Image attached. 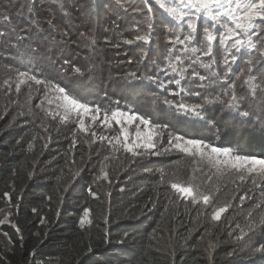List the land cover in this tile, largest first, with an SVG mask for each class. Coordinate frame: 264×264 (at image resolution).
Returning a JSON list of instances; mask_svg holds the SVG:
<instances>
[{
  "label": "trees",
  "instance_id": "obj_1",
  "mask_svg": "<svg viewBox=\"0 0 264 264\" xmlns=\"http://www.w3.org/2000/svg\"><path fill=\"white\" fill-rule=\"evenodd\" d=\"M128 7L143 8L142 0H0V11L7 12L10 21H0V64L22 71L35 69L32 74L49 79L53 74L60 78L56 64L65 66L63 74L67 71L71 74V68L63 64L68 60L70 64L87 69L95 79L90 83L94 93L86 92L87 98L71 92L81 101L108 109L115 107L114 102L118 101L122 110L138 111L137 105L128 102L125 94L140 87L149 93L156 110L177 121L204 126L210 137L206 140L212 145L238 148L241 154L264 157V134L261 132L249 130V134L255 136L251 143L227 140L238 118L236 121L221 120L219 107H205L204 118H201L177 113L163 103L165 98L176 101L183 98L187 103L198 104L203 96L220 93L227 84L218 82L202 89L199 81L188 79L191 72L184 79L174 74L165 75L161 69L166 64L167 49L171 47L166 43L165 26L167 24L172 34H176L181 31L180 25L165 20L160 8L152 4V44H127L126 39H134L146 28L142 27L141 33L125 30L147 15L146 11L144 14L125 11ZM49 12L54 14V22L69 33L67 37L55 32L49 38L48 25L43 23ZM33 18L41 20L43 31L33 26L30 46L13 47L14 29L18 32L29 27ZM72 25L79 27L73 31ZM159 25L161 33L155 29ZM204 26L202 18L199 21L201 33ZM90 30L96 35V43L91 48L72 43L78 41L80 31ZM183 31L187 32L186 24ZM159 35L162 37L156 38ZM199 43L198 36L195 46ZM29 49H37L32 60L21 59L20 54ZM141 49L146 58L141 59ZM160 50V54H156ZM251 55L257 56V52ZM222 56L217 43L218 64L212 71L220 76L226 70L220 63ZM130 59L132 63L128 62ZM248 59L249 53L245 50L232 65V79L247 67ZM90 61L94 63L92 67L88 65ZM199 71L205 74V70ZM129 72H135L139 78L123 79ZM148 76L158 77L164 87L144 79ZM173 79H178L179 84L172 82ZM114 82H121L124 94L116 89ZM109 83L112 84L108 86ZM181 88L185 90L183 97L169 95ZM189 92H200L201 96L188 95ZM104 95L105 98H101ZM37 122L36 116L28 119L19 116L0 92V219L4 213H11L8 223L0 224V233H7V240L10 237L13 241L5 249L0 246V264H34L36 260L49 264H77L78 259L81 264H173V250L174 264H260L252 252L235 244H224V235L189 237L183 233L191 227L194 209L171 187L172 182L163 172L167 162L138 166L140 164L126 160L117 169L106 168L108 178L105 179L101 173L104 164L90 170L86 146H74L64 137L49 140ZM130 169L149 173L130 181ZM5 192L10 194V200L5 198ZM86 208L90 223L81 227L80 219ZM219 225L215 224V232H219ZM106 231L108 243H105ZM210 241L215 244L214 248H208ZM89 247L92 251L83 256ZM231 252L235 254L229 257Z\"/></svg>",
  "mask_w": 264,
  "mask_h": 264
},
{
  "label": "snow or ice",
  "instance_id": "obj_2",
  "mask_svg": "<svg viewBox=\"0 0 264 264\" xmlns=\"http://www.w3.org/2000/svg\"><path fill=\"white\" fill-rule=\"evenodd\" d=\"M142 3L143 8L128 7L124 9L138 14H144L145 11L147 13L143 20L133 22L125 30L141 33L142 27L146 28V31L135 35L134 39H126L124 42L127 44H133L136 41H143L147 44L151 39L154 29L153 0H142ZM154 3L172 21L177 22L181 28V31L172 34V28L165 26L166 43L171 47L167 49V54L164 57L166 64L161 71L165 75L174 74V77L180 79H184L191 72L188 79L193 82L199 81L198 86L202 89L218 82L227 84L222 92L209 93L203 96L201 103L198 104L187 103L183 98L179 101L165 98L163 103L177 113L201 118H203L205 107H219L221 120L232 119L236 121V118H238V123L242 128L250 126L252 131L258 130L261 134H264V0H154ZM29 11H31V8ZM53 17L54 14L49 12L48 17L43 21L48 25L49 38L55 32H60L62 37H67L69 33L60 28L54 22ZM202 18L205 26L201 33L199 21ZM0 21L10 22L9 14L0 11ZM185 24L187 26L186 33L183 31ZM33 26L43 31L41 20L33 18L29 27L20 29L18 32L14 29L15 43L12 46L17 49L29 47ZM77 27L79 26L72 25V30L75 31ZM198 36L200 43L199 46H195ZM77 42L82 47L91 48L96 43L94 30L80 31L78 41L72 43ZM217 43L223 53L220 63L226 69L223 76L212 71L218 64L216 60ZM245 50L249 53V59L246 61L247 67L236 74L235 79H232V65L238 61L240 54ZM33 51H37V49H33ZM253 51L257 52V56L251 55ZM141 53V59H143V49H141ZM85 59L87 60V57ZM128 62L132 63L133 61L130 59ZM63 64L71 68L73 77H83L87 71V69L76 64H70L68 60H65ZM199 69L205 70V74L202 75ZM32 72H35V69L18 73V80L15 84L16 91L19 93L21 85L24 84H29L30 87V82H35L36 85H44L45 89L54 90L58 94L57 100L60 103L57 104V108L60 111H47L46 114L53 119L58 117L61 125H68L75 121L76 129L80 133L90 134L93 137V142L97 138L101 142L107 141L113 150L119 151L122 149L125 153L131 154L133 158L157 156L176 150L189 157H199L201 161H206L208 165L216 169L217 173L223 174L225 171H235L240 181H244L246 176L248 178L259 177L262 184H264V158L241 154L238 148L216 147L201 139L172 133L167 124L156 123L134 109L122 110L118 101L114 102L116 106L111 109H102L99 105H90L69 94L64 87H60L52 81L39 79ZM138 78L135 72H129L123 77L125 80ZM144 79H148L152 83H159L160 87H164L163 81H160L156 76H148ZM172 82L179 84L178 79H173ZM4 84L8 85L9 81L5 80ZM184 94L185 90L183 88L169 93L173 97H183ZM187 94L198 98L201 96L200 92H189ZM48 103L51 104L52 101L49 100ZM113 122L118 126L115 135L97 136L95 131H91L92 126L97 123L105 129L113 130ZM209 123H213V121H209ZM257 126L259 127L257 128ZM132 128L135 131H132ZM165 135H167L166 146L164 144ZM75 143L74 139L73 144ZM107 159L109 157H105V160ZM101 173L105 179L108 178V173L104 171L103 166L101 167ZM161 182H163V173ZM253 184L256 185L255 179H253ZM171 187L184 199L190 197L193 203L202 200L205 205H208L212 199L211 194H204L191 184L184 186L181 183H171ZM92 195H95V193H92ZM4 196L10 200L8 192H5ZM245 198L240 197L241 200ZM257 207H264V205H257ZM227 209V205L217 207L212 212V220L219 221L221 215ZM35 211L33 209V212ZM10 215L11 213H8L5 219L0 220V224L5 223ZM88 215L89 210L86 208L80 219L81 227L84 226ZM252 217L253 213L250 211L248 213V223L245 227L242 228L239 224L236 225L240 230L239 235L229 233L235 241H250L258 230L264 229V215H261L258 219ZM88 222L90 223V221ZM41 223H44L43 218H41ZM16 231L19 234V228ZM4 235L7 237V233ZM125 236H127V233H125ZM21 239H23L22 236ZM8 242H13L10 237H8ZM108 242L106 231L105 243ZM119 242L122 243L123 241ZM214 247L215 244L210 241L208 248ZM259 250L264 252V247ZM91 251L92 248L89 247L82 255L87 256ZM234 254V252H231L228 255L231 257ZM31 255L34 259L35 249ZM172 256L174 264L175 250H173ZM77 264H81L79 259Z\"/></svg>",
  "mask_w": 264,
  "mask_h": 264
},
{
  "label": "rangeland",
  "instance_id": "obj_3",
  "mask_svg": "<svg viewBox=\"0 0 264 264\" xmlns=\"http://www.w3.org/2000/svg\"><path fill=\"white\" fill-rule=\"evenodd\" d=\"M153 5H155L154 0ZM160 11L161 15H165L167 18H164L165 20H169L172 23H177L172 21L162 9H160ZM155 29L159 30L160 25ZM159 32L161 33L160 30ZM159 37L161 38L162 35L156 36V38ZM138 42L144 43L143 41H136L134 44ZM148 43L152 44V38ZM156 44L159 45L158 43ZM33 52L34 51H30V49L23 52V54H20L21 59L32 60L34 57V55H32ZM160 52L161 50L159 52L157 51L156 54L159 55ZM150 55L151 54H149V56ZM144 57L146 58L147 55ZM155 58L156 57H154V60ZM52 64H54V62ZM45 65L47 66L48 64L45 63ZM88 65L92 67L94 65L93 61H90ZM164 67L165 66H162V69ZM55 68L60 74V78L56 77L54 74L51 75L52 77H48L49 79L37 77L46 81H52L53 83L58 84L60 87H64L69 94H71L72 91L77 92L82 98H87L86 92L94 93V88H92L93 86H91L90 83L95 79H93L94 76L90 75L88 72H86L83 77H73L68 71L66 74L62 73V68L65 69V66H59V64H56ZM19 72H22V70L0 64V92L2 98L6 100L11 106H13L15 112L24 119L32 118L34 116L38 117L37 123L39 129L43 130L48 135L49 140H52V138L55 140L64 137V139L71 140L72 143L75 139L76 143L74 146H86V152L90 154V160L88 164L90 166V170L92 171L100 164H104V171L106 168L109 169L110 167L117 169L126 160L129 162L133 161L134 164H140L138 166H147L152 162H167L168 164L165 166V168H163V172L167 179H169V182L181 183L184 186L191 184L200 192H203L204 194H211L212 196V199L208 205H205L202 200H198L196 203H193L190 197L184 199L188 200L190 207L194 209V214L191 216L192 218H190V229L187 232H182L189 237L194 236L195 234H205V236H209L211 234L224 235L226 238L224 239V244H235V246L239 248L242 247V250H248L252 252L254 256L253 258L259 261L260 264H264V252L259 250L264 247V229L258 230L256 235L250 241L246 240L243 242H237L232 236L229 235L230 232L234 233L235 235L240 234V230L236 227V225L239 224L242 228L245 227V225L248 223V213L250 211L253 213V219H258L261 215H264V207H257V205H264V184H262L259 177L248 178L246 176L244 181H240L235 171H225L223 174L217 173L216 169L208 165L206 161H201L199 157H189L176 150L157 156L133 158L131 154L125 153L122 149L119 151L113 150L107 141L101 142L97 138L95 142H93V137L90 134L80 133L78 129H76L75 121L68 125H61L59 123L58 117L53 119L51 116L46 114L47 111H60V109L57 108V104L60 103L57 100L58 94L54 90L50 88L45 89L44 85H36L35 82H30V87L29 84L21 85V90L18 93L16 91L15 84L18 80ZM143 74L144 73L142 72L141 76ZM145 74H147V72H145ZM5 80L9 81L8 85L4 84ZM115 83L117 84L116 89L122 92L121 94H124V89L121 82H114V84ZM87 84L88 86H86ZM110 84L112 83H109L108 86H110ZM125 95L128 98V102L137 105L139 108L138 111L136 110L137 112L144 115L146 118H151L156 123L167 124L169 130L172 133L183 134L189 138H197L209 143L206 139L207 137H210L208 136L204 126L201 127L199 125H192L182 121H177L165 113L156 110L154 105L151 103L149 93L145 90L142 91L140 87H136L134 92L127 91ZM101 98H105V95L101 96ZM49 100L52 101L51 104L48 103ZM85 102L88 103L87 101ZM99 106L101 107V105ZM20 113L23 114L21 115ZM233 126L234 130L230 133L231 135L227 140L241 141L243 143H251L255 140V136L249 134V130H251L250 126L248 128H242L239 123L233 124ZM115 130H118V126H116L115 123L113 130L105 129L98 123L94 124L91 129V131H95L97 133V136L115 135ZM131 130L135 131L134 128ZM164 144L165 146L167 145V135L164 137ZM141 151H143V149H141ZM105 157H109V159L105 160ZM129 172H131L129 177L130 181L137 180V176L139 175L149 173L148 171H137V169H130ZM253 179L256 180V185L260 186L254 185ZM176 193L178 192L176 191ZM178 195L180 198H183L179 193ZM240 197L246 198L241 200ZM225 205L228 206V209L221 215V219L219 221L212 220V212L217 207ZM7 214L8 212L4 213L0 220L5 219ZM8 221L9 216L5 223H8ZM85 223H88V217ZM216 223H220L219 232H215V228H217L215 227ZM8 244L9 242L6 236L0 233V246L5 249L8 247ZM34 264L49 263L36 260Z\"/></svg>",
  "mask_w": 264,
  "mask_h": 264
}]
</instances>
